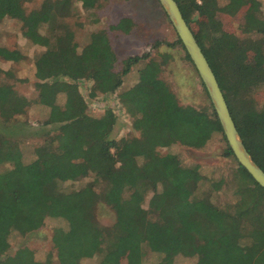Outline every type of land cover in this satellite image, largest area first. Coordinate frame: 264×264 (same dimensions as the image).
<instances>
[{
	"label": "trees",
	"instance_id": "obj_1",
	"mask_svg": "<svg viewBox=\"0 0 264 264\" xmlns=\"http://www.w3.org/2000/svg\"><path fill=\"white\" fill-rule=\"evenodd\" d=\"M20 1L30 0H0V21L18 20L33 45L48 49L37 60L38 70L54 65L74 81L38 82L31 100L0 83V120L7 124L37 104L47 109L38 124L49 132L27 162L18 142L0 132V264H54L50 254L35 259L24 247L9 254L13 234L38 228L47 199L54 200L55 215L65 222L51 235L57 264H82L94 255L96 264H142L148 254H155L158 264H173L177 257L195 258V264H264V189L235 160L212 104H181L162 79L170 56L129 55L116 71L114 38L142 33L131 17L109 26L96 17L79 22L50 50L58 22L76 18L75 2L95 8L99 0H43L27 13L13 10V2ZM149 1L148 10L154 6L166 17L157 0ZM175 1L216 76L243 145L264 171V103L255 97L264 88V17L255 9L258 1ZM239 11L241 36L228 34L214 18ZM85 25L88 42L80 47L76 27ZM151 43L152 51L164 44ZM174 44L182 46L179 39ZM0 59L20 62L24 55L0 47ZM185 59L191 62L186 52ZM129 74L137 83L118 99L131 119L132 137L116 140L110 133L114 118L110 124L89 116L77 79L94 81L90 96L95 97L115 92ZM216 135L223 143L221 156L233 165L219 174L201 175L200 166H183L176 155L161 153L173 147L201 150ZM82 179L86 183L78 190L62 187ZM102 207L110 209L112 225L100 222Z\"/></svg>",
	"mask_w": 264,
	"mask_h": 264
},
{
	"label": "rangeland",
	"instance_id": "obj_2",
	"mask_svg": "<svg viewBox=\"0 0 264 264\" xmlns=\"http://www.w3.org/2000/svg\"><path fill=\"white\" fill-rule=\"evenodd\" d=\"M43 0H30L29 2L21 3L13 2V10L15 12L30 10L38 7ZM256 8L261 10L264 17L263 0H257ZM220 5H224L226 0H218ZM148 0H99V6L91 8L85 6L83 2H75L74 13L76 18H68L60 20L56 31L52 35L51 49L54 48L55 42L68 29H75V24L79 22L87 23L88 20H93L94 17L99 20V23L104 26H109L116 23L122 17H131L135 19L138 28L142 30L139 36L130 39L127 37L114 38L115 50L118 53L116 63V71L122 70V62L129 55H142L150 53V55L158 56L169 55V65L161 74L162 79L167 86L176 94L181 104H191L196 107L206 106L210 100L208 95H205L202 87V82L193 66V64L185 59V52L181 45L174 44L178 37L169 22L167 16L163 14L158 8L152 6V11L146 5H149ZM261 5V6H259ZM144 7H146L144 11ZM151 13L150 16H146ZM149 15V14H148ZM244 14L240 11L231 15H216L214 18L218 21L224 31L228 34H235L241 36V31L238 29L240 22H243L242 16ZM76 27V41L81 46L88 42V28ZM199 31V26L194 28ZM197 31V32H198ZM30 31L22 27L21 23L16 19H4L0 21V47L8 49H17L23 55L24 59L20 62H7L0 59V69L7 73L0 74V83H7L11 85L12 89L20 96L31 100L37 94L35 84L43 81H52L58 78L59 81H74V79L61 75L56 70V66H48L46 70H38L37 60L41 55L47 52V48L33 45L30 42ZM114 35V34H111ZM213 35V34H212ZM115 36V35H114ZM209 39H212L209 37ZM209 39L206 41L209 45ZM159 40L164 44L157 50L152 51V41ZM172 44V46H169ZM43 67L44 63L40 62ZM70 74V69L66 71ZM70 75H75V72ZM137 83L134 74H129L123 77L122 85L113 93L101 94L98 93L95 97L90 96V90L95 85L94 81L86 78L77 79L78 89L83 95L88 108V114L92 118L108 121L111 117L114 124L111 128V136L119 140L122 137L130 138L131 119L127 115L123 105H121L118 94L125 88H130ZM256 101L260 104L264 103V88L255 94ZM110 112L111 116L107 113ZM47 109L45 107L35 105L29 106L25 113L15 117L11 122L5 124L0 120V132L11 140L18 142V146L23 154L24 161H33V153L36 147L42 143V136L46 129H41L38 124L39 121L45 119ZM50 129V127H48ZM219 136H214L208 145L201 150H189L182 147H173L162 149V154L176 155L178 162L183 166H200L201 175L207 176L210 171H215L218 174L225 172L229 167H233L232 162L221 156V149L223 143ZM226 141V140H225ZM217 177V174H215ZM86 183V179L78 180L76 182H66L62 185L67 191L78 190ZM41 204L42 216L35 231L26 235L13 234L10 237L9 254H13L19 248H28L33 252L35 259L43 260L47 254H50L54 264L56 261V252L51 243L52 231L56 227H64L65 222L62 218L56 217L54 211V200L47 199ZM100 214V222L104 225H112L114 222L113 215L110 209L102 207L98 210ZM97 256L83 259L82 264H96ZM120 262V261H119ZM195 258H181L174 259L173 264H195ZM121 264H125L122 261ZM142 264H158V258L155 254H148L143 258Z\"/></svg>",
	"mask_w": 264,
	"mask_h": 264
},
{
	"label": "water",
	"instance_id": "obj_3",
	"mask_svg": "<svg viewBox=\"0 0 264 264\" xmlns=\"http://www.w3.org/2000/svg\"><path fill=\"white\" fill-rule=\"evenodd\" d=\"M175 30L186 54L202 82L210 103L226 140L237 163L264 189V171L253 161L238 134L227 102L216 76L203 54L193 32L184 20L175 0H157Z\"/></svg>",
	"mask_w": 264,
	"mask_h": 264
}]
</instances>
